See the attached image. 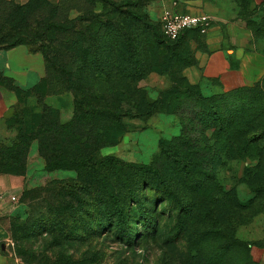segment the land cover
I'll use <instances>...</instances> for the list:
<instances>
[{"label": "rangeland", "instance_id": "obj_1", "mask_svg": "<svg viewBox=\"0 0 264 264\" xmlns=\"http://www.w3.org/2000/svg\"><path fill=\"white\" fill-rule=\"evenodd\" d=\"M48 1L58 7V23L69 27L64 33L59 31L52 34L53 38L56 37L55 41L51 39L47 42L50 61L66 66L69 70L65 73L57 66L58 71L53 74L87 79L88 89L98 93L115 89L129 96H141L152 103L162 93L180 84L182 76L188 83L200 88L205 96L229 92L232 89L226 90L218 79H205L203 76L205 63L218 49V38L223 36L228 41L236 38L235 33L224 29V19H242V24L250 30V40L258 50L264 51V37L254 34V27L264 16V0L249 4V9L246 4L232 0H203L217 8V15L209 22V30L207 28L208 31L202 32L199 28L189 29L177 40L168 42L161 37L159 17L163 6L171 0ZM106 1L118 6L120 11L129 10L131 14L145 17L144 25L150 26L156 39L163 41V45L172 49L186 65L166 72L155 69V63L159 60L158 50L154 43L148 42V31L140 29L138 23L142 21L127 16L126 25H130L131 29L124 35L131 36L135 58L147 67L142 78L134 83L124 82L123 85L122 80H134L140 76L138 66L137 70H133L123 65V61L114 62L113 59L118 57H115L114 51L111 54L108 52V59H104L111 66L106 65L107 69L101 72H98L93 62L78 64L77 59L69 58L63 49V43L69 38L74 39L76 34L77 43L88 44L87 35L78 31H84L88 25L87 17L95 15L99 19L101 16L114 19L112 5ZM71 25L73 30L70 29ZM94 27L97 28V25ZM108 38L107 35L104 41ZM96 41L101 44L99 38ZM38 45L25 46L33 54L41 55L43 77L46 75L45 61ZM54 51L57 53L54 54ZM95 55L101 59L103 54L95 51ZM84 62H87L85 58ZM122 69L124 71L121 72ZM5 78L0 82L15 95V103L3 119V127L9 129L7 122H17L22 109H26V115L32 116L40 111L41 105L36 94H30L25 100L20 91L27 89L16 86L19 88L13 91L12 79ZM263 79L264 76L259 80L260 87H264ZM59 88L48 95L45 102L57 110L61 124L68 125L74 115V91H63L61 86ZM82 90L87 91L86 88ZM121 106L131 114L123 115L118 125L109 128L106 133L103 130L93 132L90 128L83 131L78 141L87 157L82 158L80 165L75 168H49L46 157L39 153L37 139L40 133L26 149L23 139H18V126L10 128V136L5 130L0 131V152L18 149L11 168L8 165L11 159H0V172L8 169L14 172L11 174L14 188L10 195L15 198L10 199L13 207L8 219L13 251L19 263L63 264V258L68 264H264V197H255L250 185L245 182L248 175H255V171L248 174L245 170L250 160L228 159L214 151L213 144L216 141L210 138L204 140L206 134L197 128L188 134L201 146L206 142L203 154L210 159L204 162L202 170L184 175L179 171L178 160H183L182 156H177L169 148L171 141L181 131L180 116L167 111L161 103L145 115L138 114L136 109L131 110V103L122 102ZM207 137H210L209 132ZM255 164L256 161L252 163L253 166ZM152 170L159 173L163 183ZM185 181L189 184V190L193 191L181 188ZM198 182L204 188H210L212 206L202 202L205 196L196 189ZM231 191L242 202L255 198L250 207L248 204L247 209L237 215L236 208L229 203L223 218L220 212L218 215L214 210L215 197L220 194L221 200L223 192L227 195ZM116 196L124 216L125 223L122 225L116 224L108 209ZM134 199L143 204L144 212L138 211ZM96 208L102 213L99 219L93 215ZM51 214L59 216V223L62 218L63 231L51 230L48 222ZM40 221L48 227L47 232L39 228ZM25 226L22 231L21 227ZM120 228L128 238L118 233ZM225 231L229 237L247 243V247H231V253L228 251L222 255V251L218 252V243ZM20 234L29 237L20 239ZM20 256L25 257L27 263Z\"/></svg>", "mask_w": 264, "mask_h": 264}, {"label": "trees", "instance_id": "obj_2", "mask_svg": "<svg viewBox=\"0 0 264 264\" xmlns=\"http://www.w3.org/2000/svg\"><path fill=\"white\" fill-rule=\"evenodd\" d=\"M234 1L246 4L248 9L249 4L252 2V0ZM106 2L112 5L111 13L114 19L112 20L103 16L99 19L97 16L95 17V15L87 17L86 20L89 21L88 25L85 26L84 31L80 29L78 31L87 35L86 41L88 44L85 42L81 44L77 43L76 34L74 39L73 37L72 39L69 38L63 43V49L69 58H73L74 60L77 59L78 64H90L93 62L98 72H101L107 69L105 68L106 65L111 66V64L107 62V57H109L108 52L111 54L114 51L115 57L118 56L113 59L114 62L118 61V63H120V61H123V65L133 70H137L136 67L138 66V73L140 76L134 78V80H122L123 85L124 82L129 83L132 81L131 83H134L137 79L142 78L147 67H145V64L141 63L139 59L135 58L136 54L133 48L134 44L131 43V36L124 35L127 30L131 29L130 25H126L125 17L127 16L137 18L139 22L142 21L138 23L140 29L142 28L143 31H148V33H146L148 42L151 44L154 43V47L158 50L159 60L155 63V69L166 72L168 70L180 69L186 65L182 58L177 56L172 49L169 50L168 46L163 45V41L156 39V34H152L150 26L144 25L145 22L143 19H145V17L131 14L129 10L120 11L118 6H115L111 2ZM57 8L56 4L48 0H28L24 4H16L10 0H0V50L10 49L18 45L39 44L38 49L42 52L45 61L46 75L41 77L34 86L27 90L22 89L20 91L25 100L30 94H36L37 100L41 105L40 111L32 116H28V114L26 115V109H22V111H20V119L17 120V122H7V127L9 129L18 126V139H23V142L27 145L26 149L36 138L35 136L40 133L37 139L39 153L46 157L47 165L50 166L49 168L66 169L78 167L82 158L87 157V154L84 155V152L80 148L78 141L82 138L83 131L90 128L93 132L103 130V133H106L109 128L118 125L123 115L131 114V112L123 110L121 106L122 102L131 103V110L136 109L139 111L138 114L141 115L148 114L155 106L161 103V105L166 107L165 109L167 111L179 115L182 121L181 131L179 135L171 141L169 147L172 148V151H174L177 156H182L183 158V160H178L180 172L187 175L191 171V174L195 171H200L202 170L201 168L204 162L210 159L205 153L203 154V149H206V142L201 146L200 143L195 141L193 137L188 134V132H195L196 129L199 128L202 134H206L204 140L210 138L216 141V143L213 144L215 148L214 151L223 154L228 159H237L240 161L250 160V162H248L249 166H246L245 170H247L248 174L250 171H255V175H248V180L245 182L247 185H250L251 190L255 193V197H264V87H260L259 81L252 86H241L227 93L205 96L201 93L200 88L191 85L182 76L180 84L162 93L160 97L152 103H149L141 96H129L124 93L123 95L122 92L115 91V89L101 93L91 91L88 89L89 85L86 83L87 79L79 80L71 76H58L57 74H53L54 71H58V67L60 70L65 71V73L69 71L66 66L58 65L50 61L49 56L50 48L47 42H50L51 39H54V41L56 39V37H52V34L59 31L64 33L69 30V27H65L61 23H58ZM120 17H124L123 19L125 20ZM95 25H97V28L94 27ZM71 28L73 30L72 25L70 26V29ZM254 28L255 36L264 37V16L259 19L258 26ZM189 29L195 28L183 30L174 40L165 38L161 32V27L160 34L164 41H175L184 31ZM91 30H93V33ZM107 35L110 43L108 40L104 41ZM98 38L101 40L100 45L96 41ZM95 51H97L98 54H103L101 55V59L96 58ZM56 53L57 52L54 51V54ZM84 58L87 60L86 63L84 62ZM105 58L107 59L104 60ZM123 58H125V60ZM120 65H122V63ZM123 69L121 72L124 71ZM130 77H132V75H130ZM5 79L7 78L0 72V80ZM262 82L264 85V79ZM0 84L4 85L3 82H0ZM125 85L127 86V83ZM57 86H61L63 91H74V115L72 121L68 125L61 124L57 110L47 105L45 102V98L48 95L60 89L59 87L56 89L55 87ZM80 87H82V89L86 88L87 91L82 89L80 91ZM111 87H115V85H111ZM16 88L19 87L12 84L11 89L14 91ZM76 127L77 130H75ZM75 131H77L78 134ZM208 132L210 137H207ZM161 149L164 150L165 148L161 145ZM17 155L18 149L3 153L0 152V159H11L8 164L11 168L12 166L10 165L15 161L14 159ZM107 159L113 161L112 158ZM254 161H256V164L253 166L252 163ZM152 171L155 177L163 183L159 173L154 170ZM1 173L11 175L14 172L8 169L0 172V174ZM182 184L181 188L193 191L192 189L189 190V184L186 183V181L182 182ZM201 185L202 184L198 182L196 189L199 190L201 195L204 194L205 196L202 202L212 206V200L209 198L210 188H204L203 185ZM196 189L194 186V191ZM224 195L226 194L223 192V195L221 194V200L220 194L215 197L216 209H214L217 211L218 215L220 212L223 218L224 214L227 213L229 203L231 206L232 204L234 205L236 212H233L237 215L238 212L247 209L248 204L250 207L252 200L255 198L254 197L252 200L250 199L251 201L242 202L238 199L234 191L228 192V197ZM113 200L115 202H112ZM113 200L109 203L110 206H106H109L108 209L112 213L111 216L115 218L114 221L116 224H124V216L121 208H119L117 196L116 198L114 197ZM134 202L138 211L141 213L144 212L143 204L137 199ZM111 207H113L112 210ZM93 215H97L96 218L102 217V213L98 208L95 209ZM58 217V215L52 216L51 214V218L48 219L52 231L58 229H60V231L64 230V221H61L62 218H60L59 223ZM41 227L44 228L46 232L48 231V227L40 221L39 228ZM25 228L26 226L21 227V230L24 231ZM122 231L123 230L120 228L118 233L121 232L122 236L127 237L124 231ZM23 237H29V235H19L20 239ZM245 246L247 247V243L242 242L240 239L229 237L225 231L224 233L222 232V236L218 243V252L222 251V255H225L228 251L231 253V250H229L231 247L234 249L235 247L243 248ZM20 257L23 262L27 263L28 260H26L25 257ZM61 262L63 264H68V261L63 258H61Z\"/></svg>", "mask_w": 264, "mask_h": 264}, {"label": "crops", "instance_id": "obj_3", "mask_svg": "<svg viewBox=\"0 0 264 264\" xmlns=\"http://www.w3.org/2000/svg\"><path fill=\"white\" fill-rule=\"evenodd\" d=\"M10 1L16 4H24L28 0ZM173 2L178 10L204 12L209 16L211 15L210 18L217 15V8L206 4L203 0H171L167 3L171 4ZM252 3L258 4L259 0H252ZM224 22V29L235 33L236 38L233 37L230 41L223 36L218 38V49L205 63L203 76L205 79H218L226 90L253 85L264 76V51L258 50L250 40V30L242 24V19H224ZM239 35L246 38H240ZM41 59L39 53L33 54L25 45L2 49L0 50V72L3 76L10 77L13 85L28 89L34 86L42 77L43 63ZM191 81H195V79H191ZM14 103L15 95L0 84V131L5 130L9 136L12 132H10V129L3 127V119ZM13 188L11 175L1 173L0 264H20L13 251V242L9 234L8 217L9 211L13 207L10 201L12 195L10 194H12Z\"/></svg>", "mask_w": 264, "mask_h": 264}, {"label": "built area", "instance_id": "obj_4", "mask_svg": "<svg viewBox=\"0 0 264 264\" xmlns=\"http://www.w3.org/2000/svg\"><path fill=\"white\" fill-rule=\"evenodd\" d=\"M211 18L204 12H188L175 8V3L166 4L160 12V27L163 36L169 40H174L185 29L199 28L205 32L209 26ZM14 196L10 199L14 200Z\"/></svg>", "mask_w": 264, "mask_h": 264}]
</instances>
